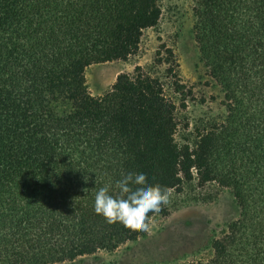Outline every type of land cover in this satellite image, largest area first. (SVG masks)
<instances>
[{
    "label": "trees",
    "instance_id": "obj_1",
    "mask_svg": "<svg viewBox=\"0 0 264 264\" xmlns=\"http://www.w3.org/2000/svg\"><path fill=\"white\" fill-rule=\"evenodd\" d=\"M194 11L227 115L191 146L176 139L177 105L159 79L138 67L99 96L86 83L90 65L139 51L160 0H0V264L63 263L138 240L147 232L95 213L94 194L141 170L169 191L194 170L200 185L232 190L238 217L208 257L181 264H264V0H195Z\"/></svg>",
    "mask_w": 264,
    "mask_h": 264
},
{
    "label": "rangeland",
    "instance_id": "obj_2",
    "mask_svg": "<svg viewBox=\"0 0 264 264\" xmlns=\"http://www.w3.org/2000/svg\"><path fill=\"white\" fill-rule=\"evenodd\" d=\"M159 23L144 31L139 51L126 61L90 65L86 83L94 96L111 89L118 74L144 73L159 79L175 101L180 145H195L208 126L225 119L224 92L200 60L194 39L195 0H160ZM177 83L185 88L178 91ZM185 181L170 191L167 205L156 213L147 233L114 251L102 250L56 264H181L206 258L211 242L238 217L232 190L217 182Z\"/></svg>",
    "mask_w": 264,
    "mask_h": 264
},
{
    "label": "clouds",
    "instance_id": "obj_3",
    "mask_svg": "<svg viewBox=\"0 0 264 264\" xmlns=\"http://www.w3.org/2000/svg\"><path fill=\"white\" fill-rule=\"evenodd\" d=\"M169 198V189L150 182L144 171L127 172L114 185L105 184L95 191L94 211L109 224L118 222L130 230L147 232L151 224L149 213L160 212Z\"/></svg>",
    "mask_w": 264,
    "mask_h": 264
}]
</instances>
